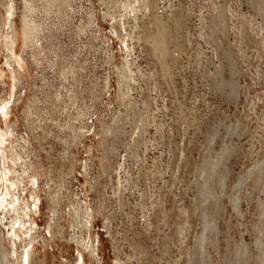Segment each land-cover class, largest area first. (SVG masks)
<instances>
[{
    "label": "rangeland",
    "instance_id": "rangeland-1",
    "mask_svg": "<svg viewBox=\"0 0 264 264\" xmlns=\"http://www.w3.org/2000/svg\"><path fill=\"white\" fill-rule=\"evenodd\" d=\"M70 1L69 13L63 9L37 12L45 27V48L36 63L29 48L17 47L24 76L12 118H17L19 145L24 144L22 134L29 139L24 144L28 159L42 164L40 209L33 214L38 233L32 264L42 259L45 264H73L79 249L84 264H264V165L259 173L253 171L254 164L264 162V28L257 10L258 2L264 9V0H159L160 13L182 9L187 37L177 36L180 54L175 53V61L166 58L172 73L168 82L160 74L150 82L146 73L155 69L154 58L143 51L141 41L135 44L131 57L146 74L140 81L134 73L135 81H130L135 111L128 100L115 98L117 77L107 62L108 49L119 60L124 50L119 49L112 21L102 16L99 0ZM15 5V24L20 26L21 0H15ZM219 6L226 10L227 31L207 40L199 35L201 16L209 18ZM93 7L98 14L90 22ZM241 20L250 25V36L243 39ZM78 27L82 30L76 33ZM5 29L0 30V39ZM110 32L113 41L105 37ZM217 43L230 45L232 53L239 55L235 98L211 85L218 63ZM217 55L224 62L221 50ZM3 57L6 61L1 40L0 68L6 67ZM70 64L76 72L64 77L62 70ZM223 68L228 78V65ZM107 76L110 90L103 87ZM6 89L1 80V98L6 97ZM59 91L61 100L56 102ZM69 94H74L72 99ZM144 96L150 105L143 103ZM32 99L36 115L27 123L23 109ZM80 111L89 114V122L83 138L74 144L65 125L76 120ZM119 113L124 119L117 146L126 155L120 185L116 172L106 170L100 144L101 123H112ZM137 116L143 130L134 155L130 141L138 131ZM124 142L129 144L121 146ZM224 145L230 148L222 154L205 193L197 170L207 152L215 155ZM79 206L94 212L91 231L96 251L82 248L75 240L87 238L71 224L69 215ZM184 211L187 230L180 236L177 228ZM48 223L56 230L60 227L64 236L48 233ZM165 235L168 250L163 248Z\"/></svg>",
    "mask_w": 264,
    "mask_h": 264
},
{
    "label": "bare ground",
    "instance_id": "bare-ground-1",
    "mask_svg": "<svg viewBox=\"0 0 264 264\" xmlns=\"http://www.w3.org/2000/svg\"><path fill=\"white\" fill-rule=\"evenodd\" d=\"M160 1L99 0L102 6V16H108L112 21L111 28L121 43L119 49L122 51L123 47L124 50V55L119 60L112 53V49H108L107 62H111V67H113L117 77L118 88L115 98L117 100H128L130 110L133 109L135 111L136 107L130 95V81H135L134 73L140 76V81L146 74H148V77L150 76V82L151 79H155L154 77H156L157 74H160L167 80L166 82H168V80L172 78V73L170 70L171 66H169L170 60L166 61V58H174L175 61V53L180 52L179 42L176 38L177 36L182 38L187 37L186 25L184 23L185 15L182 9H174L169 13H164V15L157 9L159 6L157 4ZM0 6L3 8V12L0 10V30H2L4 26L6 28L0 39V41H3L6 54V61L5 57H3L6 67L0 68V81H4L7 88L6 97L1 98L0 96V223L4 227V230H0V264H32L38 233L37 222L33 214L40 209L39 176L41 175L42 164L40 162H32L28 159L26 155L28 148L24 144L26 142L29 143V139L25 134H22L21 138L24 144L19 145V136L17 128L15 127V125L18 124L17 118H12L15 106L20 102L18 85L21 83L22 77L24 76V60L22 56L17 53V47L20 48L21 51H25L29 48L28 53L30 52L31 57L34 58L33 63H36L40 58L41 52H43L45 48L44 44H42V38L44 36L43 30L45 27L42 21L37 20V12L42 11L44 13H50L51 11L63 9L64 13H69L73 8L70 0H21V21L20 26L19 24L17 26L15 24V0H0ZM257 10L262 16L261 28H264V9L260 2H258ZM164 11L166 12V9H164ZM225 13L226 10L219 6L215 8V12L211 14L209 18L202 15L199 35L207 40H211L213 38L212 36L218 32L225 35L227 31ZM88 14L90 16V22H93L98 12H96L95 8L94 11L90 9ZM145 16H148L146 22L142 20ZM241 26L242 28L239 29L241 38L249 37V23L246 26L245 21L241 20ZM81 30L82 28L78 27L76 33H78V31L81 32ZM108 34L105 37L108 39L112 38L111 41H113L111 32ZM138 41H141L142 48L144 49L143 51L145 53L147 52V55L151 56V58H154L153 63L157 67L146 74L143 72L140 65L136 63V60L131 57L136 46L135 44ZM253 42L254 44H258L259 41L254 39ZM214 48L218 63L214 66L211 85L219 92L225 93L228 90L230 93L229 96L235 98L238 95L239 89L238 81L236 80V75L240 73L238 66L240 62V60H238L239 55L236 56L232 53L230 45L222 47L220 43H217L214 45ZM218 50L222 51L224 62L222 58L218 57ZM121 54L122 53H120V56ZM225 63L229 67L228 78L223 76V66ZM74 69L76 70V68H73L70 64L69 67L63 68L62 75L66 77V75L70 73L71 75L75 74L76 71ZM136 77L139 79L138 76ZM103 81L104 89L110 90L112 84L109 76ZM138 81L139 80H137V82ZM151 83H149V85ZM73 95L69 94L68 96L72 99ZM55 98L56 102L61 100L60 91L55 94ZM34 103V99L30 100L23 109V118L27 123H31L33 117L36 115ZM143 103L150 105L149 98L147 99L144 96ZM87 114L80 111L76 120L70 121L65 125V128L72 132L71 138L74 144L83 138L87 130L86 128L89 122L88 118H86ZM137 117L135 119V126L138 128V131L136 132V136L130 141V147H135V152H133L134 155H136V150L142 143L143 127L138 124L139 117ZM91 118L93 119V117ZM123 119L124 116L119 113V115L114 117L112 123H101L102 141L100 144L105 150L104 158L106 161L104 162L107 163V167H105L106 170L111 169L110 172H116L119 185L122 177L121 172L126 161V155H121L117 146L120 142L118 134L121 130L123 131V128H121ZM125 143L126 142L121 146L125 147ZM229 148V145H224L222 151L215 155L209 154V152L205 154V158H203L197 170L198 175L201 176L199 183L204 187L205 193H208L211 188L210 180H213L214 174L218 172V165L222 154L228 152ZM92 149L93 148L89 151H92ZM126 152H128L127 149ZM262 165H264V162L254 164L253 166L255 169L253 171L255 173L258 171L259 173V169ZM70 170L72 171L73 168ZM52 198L54 200L57 199L56 197ZM53 211H55L54 208ZM261 214L264 215V212L261 211ZM69 216L71 218V224L77 227L80 234L84 232L87 233L86 239L81 238V241L78 239L75 240L82 248L96 251L98 245L95 244L91 231L94 212L87 206L84 208H80L79 206L74 207ZM181 221L182 224L178 226L177 230L179 235L183 236L187 230L186 211H184L183 220L181 219ZM47 230L48 233L57 232L61 234V236H64L63 230L60 229V227L56 230L50 223L47 224ZM163 248L164 250L170 248L168 235H165L163 238ZM39 262L40 264H45V259ZM73 264H84V254L80 249L78 250V256Z\"/></svg>",
    "mask_w": 264,
    "mask_h": 264
}]
</instances>
